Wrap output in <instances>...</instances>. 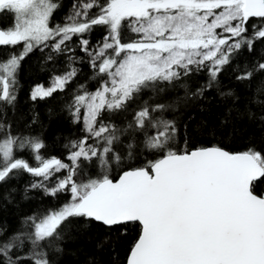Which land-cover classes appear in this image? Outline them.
Segmentation results:
<instances>
[{
	"label": "snow or ice",
	"instance_id": "obj_1",
	"mask_svg": "<svg viewBox=\"0 0 264 264\" xmlns=\"http://www.w3.org/2000/svg\"><path fill=\"white\" fill-rule=\"evenodd\" d=\"M63 10L64 0H0L11 18L0 25V264H59L69 239L95 233L111 264H264V150L223 143L242 124L264 129V54L239 63L264 43V0H72L53 23ZM96 27L104 35L93 45ZM36 51L50 76L31 88L33 104L65 93L77 64L89 70L60 110L82 133L66 138L63 159L42 154L35 108L28 134L8 119ZM37 193L64 202L10 224L8 207Z\"/></svg>",
	"mask_w": 264,
	"mask_h": 264
},
{
	"label": "trees",
	"instance_id": "obj_2",
	"mask_svg": "<svg viewBox=\"0 0 264 264\" xmlns=\"http://www.w3.org/2000/svg\"><path fill=\"white\" fill-rule=\"evenodd\" d=\"M72 3V0H64V10L58 11L55 14L54 20L60 21L63 16L68 11V6ZM91 42L93 45L99 41L104 35V29L101 27H96L89 34ZM75 39V38H74ZM7 49H0V53H6ZM77 56H83L82 53L77 51ZM264 54V43L257 42L255 45V51L251 54L244 51L243 55L239 57V63L241 67L245 61L249 64L253 60L257 59L258 56ZM38 60H42V54L39 51L33 52L22 62V67L19 70V105L15 114L12 111L8 112V119L13 121V130H19L28 134L29 130L24 127V120H30L31 111L30 109L35 108L39 113L40 119L45 124L44 139L49 147L42 150V154L46 157L48 155H56L63 159L66 155V150L63 148V144L67 142L66 138L76 139L82 133L80 132V125H72L69 120L66 119L67 113H61V108L65 103L66 98H70L72 90L76 87V84L84 82L86 79V74L88 73L87 64L79 65L76 67H82V71L77 79L68 85V89L65 93H57L54 98L48 99L46 101H37L35 104L29 99V93L33 86L37 84L48 85L50 72L45 70L41 71V65ZM51 68V65L47 66ZM57 72H64L67 70L65 67V59L62 58L56 65ZM195 79L203 80L204 75L196 77ZM223 83L226 86H230V81L227 78V74L221 77ZM93 85H90L92 87ZM145 98H147L145 96ZM217 101H214L211 107L210 113L206 114L209 122H215L216 117L221 113L222 106ZM52 109L57 115L49 121L48 110ZM129 119H131V114H129ZM116 122L122 123L120 118H117ZM240 131L237 132L234 138H228L223 141V143L228 147L230 151H243L246 147L254 145L259 150H264V129H261L255 124L240 125ZM40 129L37 126H33L31 132L32 134L39 133ZM219 139V138H217ZM55 144V146H54ZM25 157L29 162L34 163L31 157L25 153ZM67 162V161H65ZM115 167V166H113ZM95 171V169H93ZM115 175V171L113 172ZM30 179L24 176L20 180L19 187L23 185ZM36 199L30 202H22L19 207L9 206L5 212V217L10 224L15 225L16 217L24 216L32 213L36 209H46L49 207L57 206L59 203L64 202V197H61L59 201H54L51 198H44L41 200V194L37 193ZM19 199V196L17 197ZM135 235L132 231L129 235V239ZM104 240L103 233L92 234L89 237H76L74 239H69L64 245L63 255L59 257V264H111L113 257L107 251V245H105V250L100 251L97 249L96 245L98 242ZM126 242H123L120 246V256L123 257L126 252Z\"/></svg>",
	"mask_w": 264,
	"mask_h": 264
},
{
	"label": "flooded vegetation",
	"instance_id": "obj_3",
	"mask_svg": "<svg viewBox=\"0 0 264 264\" xmlns=\"http://www.w3.org/2000/svg\"><path fill=\"white\" fill-rule=\"evenodd\" d=\"M63 22V18L60 21H56L54 20L53 23H62ZM9 23H11V18L10 17H0V25H8Z\"/></svg>",
	"mask_w": 264,
	"mask_h": 264
}]
</instances>
